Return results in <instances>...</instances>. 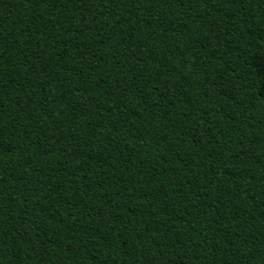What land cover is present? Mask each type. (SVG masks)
<instances>
[{"label": "trees", "instance_id": "1", "mask_svg": "<svg viewBox=\"0 0 264 264\" xmlns=\"http://www.w3.org/2000/svg\"><path fill=\"white\" fill-rule=\"evenodd\" d=\"M0 264H264V0H0Z\"/></svg>", "mask_w": 264, "mask_h": 264}]
</instances>
